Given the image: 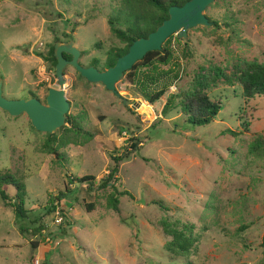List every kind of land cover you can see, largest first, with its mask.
<instances>
[{
  "label": "rangeland",
  "instance_id": "obj_1",
  "mask_svg": "<svg viewBox=\"0 0 264 264\" xmlns=\"http://www.w3.org/2000/svg\"><path fill=\"white\" fill-rule=\"evenodd\" d=\"M122 3L0 0L3 95L44 100L55 74L43 57L56 39L73 40L79 62L103 70L107 52L123 46L107 22L125 16ZM204 14L218 26L191 28L185 39L173 35L176 88L153 105L124 78L116 88L127 104L66 66L67 115L79 116L93 137L87 142L65 123L53 133L64 143L58 159L43 151L47 133L32 130L25 114L0 109V176L12 175L27 194L24 217L0 199V264H264V95L245 99L237 83L224 79L236 63H264V0H215ZM195 77L221 101L215 119L193 126L178 108L162 116L167 96ZM130 139L138 141L136 150ZM124 150L130 154L119 163L117 187L132 198L120 197L116 213L107 205L111 189L97 186L113 166L110 156ZM85 175L98 179L88 188L77 180ZM4 191L15 193L10 185ZM55 202L65 213L59 226L52 224ZM87 205L94 209L87 212ZM174 231L191 234L189 254L165 248Z\"/></svg>",
  "mask_w": 264,
  "mask_h": 264
},
{
  "label": "trees",
  "instance_id": "obj_2",
  "mask_svg": "<svg viewBox=\"0 0 264 264\" xmlns=\"http://www.w3.org/2000/svg\"><path fill=\"white\" fill-rule=\"evenodd\" d=\"M186 1L188 0H123L122 4L126 7L124 11L125 16L109 17L107 21L111 34L119 39L123 43V46L111 48L107 52L104 69L112 66L119 56L125 54L134 40L140 37H147L163 20L167 19V11L170 6H181ZM209 20L213 26H218L216 21ZM224 25L229 28L232 35H236L232 22H225ZM172 39L173 35L165 40L160 50L147 52L141 60L137 61L130 70L124 73L123 78L130 84L136 97L141 98L149 105H153L158 101L179 77L180 65L178 62L174 63L175 51L171 46ZM176 40L178 39L176 38ZM53 50L54 44L50 45L49 50L43 57L51 69H54L56 64ZM63 56L66 59L71 58L67 54H63ZM88 66L96 67V62L93 61ZM164 67L167 68L165 69ZM234 68L236 72L233 76L223 75L226 83L230 85L237 83L240 86L241 95L245 99L264 95V63L241 62L234 64ZM208 89L209 84H203L198 78H193L189 82L187 89L179 90L176 94H169L167 96L161 110L162 116H166L171 109L178 108L185 115L186 121L189 124L193 126L208 125L215 119L221 109V101L213 98L208 93ZM31 96L35 97L33 94ZM79 118V116L67 115L65 123L70 124L69 128L72 129L71 131H75L78 136H80L78 132L85 133V141L88 142L92 139L93 135L79 125ZM31 128L34 130L33 127ZM65 128L66 126H62L59 130H64ZM34 131L37 132L36 130ZM54 136L55 134H47L50 143H48L49 147H43V151L54 155L58 159L60 156L59 149L64 146V143L57 141ZM256 141L258 144L262 143L259 138ZM129 142L130 149L136 150L138 141L130 139ZM252 149L256 150L257 146H253ZM129 154V150H124L121 155H111L110 158L113 166L106 175V178L101 180L97 186L98 189H111V193L107 197V205L116 213L120 211V197L126 195L132 198V195L127 190H119L117 187L119 163L127 158ZM77 180L80 183H86V187L89 188L92 186L95 178L91 175H85L77 178ZM6 185L14 188V195L10 196L4 191ZM26 197L27 194L23 183L18 182L8 173L0 176V199L4 205L12 208L17 217H24ZM52 199L54 198L50 196L47 203H51L52 205ZM153 203L156 202L154 201ZM52 208L53 206L50 209ZM93 209V205H87V212ZM20 230L25 231L23 228ZM174 233L171 241L167 242L165 248L170 252L189 254L190 248L194 243L191 234L187 236L181 231H174ZM32 245L36 247V243L33 242ZM260 246L264 252V235L262 236Z\"/></svg>",
  "mask_w": 264,
  "mask_h": 264
},
{
  "label": "water",
  "instance_id": "obj_3",
  "mask_svg": "<svg viewBox=\"0 0 264 264\" xmlns=\"http://www.w3.org/2000/svg\"><path fill=\"white\" fill-rule=\"evenodd\" d=\"M215 0H188L181 6H170L168 18L163 20L156 29L147 37L134 40L127 52L119 56L115 63L104 70H98L95 66H83L79 62L80 50L74 46V41H56L53 54L56 58L54 67L55 83L47 89L44 103L36 97L11 99L6 98L2 92V79L0 78V109L10 116L25 114L34 130L41 133L53 134L65 125L70 108V101L63 85L66 81L64 69L73 67L79 75L90 83H99L105 90L114 96L121 98L124 103L129 101L122 98L116 88V84L124 77V73L149 51L160 50L162 44L171 35L178 39H185L187 31L197 26H210L211 22L203 13ZM63 54L71 58L66 59ZM137 101L133 104L136 106ZM133 105V107H134Z\"/></svg>",
  "mask_w": 264,
  "mask_h": 264
},
{
  "label": "built area",
  "instance_id": "obj_4",
  "mask_svg": "<svg viewBox=\"0 0 264 264\" xmlns=\"http://www.w3.org/2000/svg\"><path fill=\"white\" fill-rule=\"evenodd\" d=\"M175 84H173L172 86H170V89L172 90L173 88H176L174 86ZM126 137V132H121V135L119 137L120 140L124 139ZM64 211L62 210V208H60L57 204V202H55L53 204V208H52V224L54 225H61L64 222ZM33 264H39V260L35 259Z\"/></svg>",
  "mask_w": 264,
  "mask_h": 264
},
{
  "label": "crops",
  "instance_id": "obj_5",
  "mask_svg": "<svg viewBox=\"0 0 264 264\" xmlns=\"http://www.w3.org/2000/svg\"><path fill=\"white\" fill-rule=\"evenodd\" d=\"M95 179H98V177H96ZM86 185V183H83V185ZM83 187H85V186H83ZM36 248V247H35ZM41 249V247H40V245L39 246H37V248L35 249V252L37 253V252H39V250Z\"/></svg>",
  "mask_w": 264,
  "mask_h": 264
},
{
  "label": "flooded vegetation",
  "instance_id": "obj_6",
  "mask_svg": "<svg viewBox=\"0 0 264 264\" xmlns=\"http://www.w3.org/2000/svg\"><path fill=\"white\" fill-rule=\"evenodd\" d=\"M204 13V12H203ZM206 16V15H205ZM207 17V16H206ZM208 18V17H207ZM208 20H209V18H208ZM210 21V20H209ZM211 22V21H210ZM41 101V100H40ZM42 103H44V100L43 101H41Z\"/></svg>",
  "mask_w": 264,
  "mask_h": 264
},
{
  "label": "bare ground",
  "instance_id": "obj_7",
  "mask_svg": "<svg viewBox=\"0 0 264 264\" xmlns=\"http://www.w3.org/2000/svg\"><path fill=\"white\" fill-rule=\"evenodd\" d=\"M66 83H67V80L64 82V84H63V85L65 86V85H66Z\"/></svg>",
  "mask_w": 264,
  "mask_h": 264
}]
</instances>
